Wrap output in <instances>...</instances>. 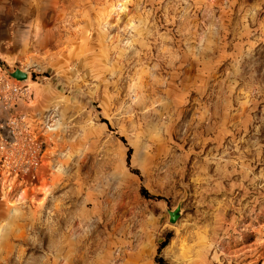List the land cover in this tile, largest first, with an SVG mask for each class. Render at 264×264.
I'll return each instance as SVG.
<instances>
[{"label": "rangeland", "instance_id": "rangeland-1", "mask_svg": "<svg viewBox=\"0 0 264 264\" xmlns=\"http://www.w3.org/2000/svg\"><path fill=\"white\" fill-rule=\"evenodd\" d=\"M0 122V264H264V0H0Z\"/></svg>", "mask_w": 264, "mask_h": 264}, {"label": "water", "instance_id": "water-1", "mask_svg": "<svg viewBox=\"0 0 264 264\" xmlns=\"http://www.w3.org/2000/svg\"><path fill=\"white\" fill-rule=\"evenodd\" d=\"M11 78H13L16 81L23 82L27 80V74L25 72H22L20 70H16L15 72L10 74ZM181 214V208L178 206L174 211H169V222L171 224H175L177 220L179 219Z\"/></svg>", "mask_w": 264, "mask_h": 264}, {"label": "trees", "instance_id": "trees-1", "mask_svg": "<svg viewBox=\"0 0 264 264\" xmlns=\"http://www.w3.org/2000/svg\"><path fill=\"white\" fill-rule=\"evenodd\" d=\"M101 121H102V123L106 124L107 127H109V125H108V123H107L106 120L102 119ZM119 139H120V141H122L123 143H125L124 138L120 137ZM130 154H131V149H128V151H127V158H126L127 162L129 161ZM140 193H141V195H142L143 197L148 198V199H153V200H163V199L160 198V197H153V196H150V195L147 193V191H146L145 189H141V190H140ZM169 240H170V235H168V236L166 237L165 241H164V242L161 244V246L159 247V250H158L159 252H160L161 249H163L165 246H167ZM156 260H157V263H158V264H162V260H161L160 258H156Z\"/></svg>", "mask_w": 264, "mask_h": 264}, {"label": "built area", "instance_id": "built-area-1", "mask_svg": "<svg viewBox=\"0 0 264 264\" xmlns=\"http://www.w3.org/2000/svg\"><path fill=\"white\" fill-rule=\"evenodd\" d=\"M1 123V122H0ZM3 128H1V125H0V130H2Z\"/></svg>", "mask_w": 264, "mask_h": 264}, {"label": "bare ground", "instance_id": "bare-ground-1", "mask_svg": "<svg viewBox=\"0 0 264 264\" xmlns=\"http://www.w3.org/2000/svg\"><path fill=\"white\" fill-rule=\"evenodd\" d=\"M19 199H21V198H19Z\"/></svg>", "mask_w": 264, "mask_h": 264}]
</instances>
